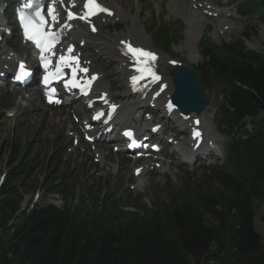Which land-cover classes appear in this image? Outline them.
I'll return each instance as SVG.
<instances>
[{"label": "trees", "instance_id": "obj_1", "mask_svg": "<svg viewBox=\"0 0 264 264\" xmlns=\"http://www.w3.org/2000/svg\"><path fill=\"white\" fill-rule=\"evenodd\" d=\"M247 4L258 12L264 6ZM236 58L228 67L235 80L229 102L233 114L240 118L264 112V60L242 54ZM257 136L254 141L264 174V126ZM24 172L22 164L15 177L21 179ZM217 181L221 191L216 194L195 192L197 197L190 201L175 203L140 221L133 217L116 227L51 206L17 217L14 198L18 202L20 198L6 180L0 193L4 238L0 264H208L212 260L264 264V247L253 227L251 196L227 177ZM13 219L17 225L12 230L7 226Z\"/></svg>", "mask_w": 264, "mask_h": 264}, {"label": "rangeland", "instance_id": "obj_2", "mask_svg": "<svg viewBox=\"0 0 264 264\" xmlns=\"http://www.w3.org/2000/svg\"><path fill=\"white\" fill-rule=\"evenodd\" d=\"M119 3H124L127 5V8L129 7L130 0H118ZM117 1V2H118ZM145 4V5H144ZM147 4L145 2L141 3V9H138V13L141 11L142 16H149L150 9L149 6H146ZM122 7V6H120ZM255 29V32H251L249 36L251 39L247 42L245 41L244 46L250 45L249 43H253L252 45L255 46V52L257 54H261L264 57V24L259 19H251L248 28L247 29ZM153 33H155L153 46L151 47L153 50H155L157 53H161V50L159 46H161L164 42V35H158L156 34V29H151ZM182 29H179L177 26H172L171 28H165L163 30L164 33L175 35L176 32L181 31ZM124 29L120 27L119 33L123 32ZM246 31V29H244ZM252 31V30H251ZM103 32L108 33L110 35H113L112 31H109L106 28H103ZM124 34V33H121ZM182 33H180L181 36ZM186 35V33H185ZM109 36V35H106ZM242 34H235V39L242 37ZM110 37V36H109ZM108 38V37H107ZM97 40V37L95 38ZM186 39V38H185ZM95 40V41H96ZM85 43H89L86 42ZM92 52L89 50H85L86 55H90ZM196 57V56H194ZM186 60L192 64V62L188 58L187 52H186ZM196 61L199 62V58L196 57ZM194 61V60H193ZM197 65V64H196ZM100 69L104 70L106 73L105 77L106 79H110L111 77V71L107 70L106 65L101 64ZM116 70V69H115ZM166 78V77H165ZM167 79V78H166ZM39 119L38 124L41 125L38 129L39 130H50L51 126L49 125V122L44 123L46 119L42 116H39L38 114H34L31 116L32 121H35L36 119ZM41 118V119H40ZM23 126H19L15 128L12 132L7 130L6 128L0 130V193L4 188V185L6 183V180L11 184V186L15 187V191L17 192V195H19L18 198H20L19 202L17 200L14 201L18 204L14 205L15 209H17L16 216L19 217L23 215V217L27 216L28 213H31L35 211V209L38 206L43 205L44 203L49 202L50 200L54 198L60 199L61 197L55 196L54 194L49 195L45 190L47 189L48 185L50 183H56L57 181L62 178V169H64L65 164L61 163L59 170L54 169L55 162L52 160L56 157V154H54L52 157H50V160L47 161L49 158V152L44 151L43 145H36L34 143V135L32 131H26L22 128ZM41 134V133H40ZM16 146L17 155L23 156L21 159H16V156L13 155V149H9L10 145ZM38 152H44L43 157H39L37 154ZM29 160L31 164H33V161L36 159L39 160L40 164H35L33 166H26V168L31 167V169H34L29 172V176L25 173H21V178H24L25 180L20 183V179L15 177V173L19 171L20 165L26 161ZM24 160V161H23ZM57 164V163H56ZM40 167L41 172H38L37 167ZM208 166H211L209 163H206L203 165V168L205 169H196L192 175V178H182L177 174L173 178V180L165 181L162 178H160L161 184L156 185L154 182L147 184V186L143 189V194H136L132 193L131 197L128 198H122L121 205L123 206V212L126 214L130 213H138L143 214L144 212H139L136 209H140L143 211V209L147 211H153L156 207L164 209V207H168L169 204L167 200L171 197L173 199V202L179 203L175 200H181V199H190L191 197L196 198L195 191L197 193L201 194L202 196H208L210 193H218L221 191V186L217 182L216 178L214 177V174L212 169H208ZM207 167V168H206ZM192 170V169H189ZM71 173L72 179H74L76 176L73 172L68 171L66 174ZM169 174H172L170 171ZM28 176V178H27ZM58 179V180H57ZM149 181V180H148ZM205 181V182H204ZM71 182V181H70ZM76 181H73V184L67 183L65 185V188H62L61 185L58 186V189H66V191H71L72 186H74V183ZM121 189L118 191L117 187L115 189H112L110 191H107L103 195H99L98 193L91 198V203H93L94 206L100 207L101 202L104 200V198H108L109 201L117 199V197L121 194L127 192L128 190ZM114 191H118L119 193L113 194ZM130 193V191L128 192ZM102 199V201H101ZM134 207V208H133ZM89 208H87L88 210ZM251 211L254 213V219H253V227L255 232L258 234V236L261 239V244L264 247V204H261V202H252V208ZM129 216V215H126ZM126 220V219H124ZM123 220V221H124ZM208 222L214 223V221L211 218H207ZM216 224V222H215ZM17 225V221L15 219L8 222V227L12 226L11 229L13 230V227ZM4 238L2 236V233L0 232V252L3 256V247L2 242ZM7 258H11V255L8 254ZM2 260L1 254H0V261ZM208 264H217L215 261H210Z\"/></svg>", "mask_w": 264, "mask_h": 264}, {"label": "snow or ice", "instance_id": "obj_3", "mask_svg": "<svg viewBox=\"0 0 264 264\" xmlns=\"http://www.w3.org/2000/svg\"><path fill=\"white\" fill-rule=\"evenodd\" d=\"M24 7L26 8H31L32 4L29 0V3L25 4ZM84 8L86 9V12L83 15H80L78 18L82 19V20H87V17L90 15L95 14L97 11L100 12H104L106 11L105 8H103L102 6H100L96 0H86V2L84 3ZM48 16L51 18L53 23L58 22L57 21V16L55 14V9L52 7L48 8ZM110 14V13H109ZM35 16V21L33 20H28L27 23H25V17L23 15V13L19 14V18L21 21L22 26L24 27V34H25V38L29 39V40H33L37 47H40L42 51H44L47 47H51L50 44H47L46 41L49 40H54L55 37L51 34V32L45 33L44 31V24H45V20L44 18L41 16V13L39 11L35 12L34 14ZM68 19L71 20L74 17L73 13L71 11H69L67 13ZM38 22V23H37ZM93 31H95V29H93ZM42 45H44V47H42ZM128 47V51L133 55V57H146L148 60H152L154 61L156 59V57L148 52H145L141 49L138 48H133L130 45L127 46ZM69 52L72 51L71 48L68 49ZM127 54V53H126ZM43 60V57H42ZM73 62H75L74 58H73ZM68 61L65 59V57H61L60 58V63L57 64L56 66V71L54 73V75L56 76H60L61 75V70L62 67H67L68 66ZM23 65H20V69H21V73L20 75H26V73L23 72ZM45 67H47V63H45ZM77 69L74 68L73 72H75ZM80 71L83 72H87V69H79ZM137 71H144L142 69H137ZM149 73L153 76V79L158 80L159 77L155 76L154 73L150 72V69H148ZM20 75L17 76V78H20ZM142 77H133V83H135L138 79H140ZM48 76H45L44 80H45V84L48 83ZM92 79H95V77H92ZM69 84L72 87H77L78 85L75 83V78H73V80L69 81L68 84L65 85V87H68ZM161 91H163V89H161ZM49 102H53L51 97H49ZM57 103L59 101H56ZM169 108H171V105H169ZM98 118V117H96ZM125 135L131 136V133H125ZM194 137H198L200 135L199 132H194Z\"/></svg>", "mask_w": 264, "mask_h": 264}, {"label": "bare ground", "instance_id": "obj_4", "mask_svg": "<svg viewBox=\"0 0 264 264\" xmlns=\"http://www.w3.org/2000/svg\"><path fill=\"white\" fill-rule=\"evenodd\" d=\"M114 10L117 12V18H123V11H122L123 7L119 6V9L115 8ZM222 15H226V12H222ZM197 26L198 25H196L193 22L191 27H190V29L187 30L188 32H190V36L188 37V34L186 33L185 38L186 37H188V38H186L187 40H186V43H185V46H184V49L187 52L188 58H190L189 60L192 62V64H195V65L198 63V61L195 60L196 57H194V56H196V55H195V51L193 49V44L192 43H195L198 40V37H201V35H202L198 31V27ZM194 32L197 33V35L193 38L192 34ZM120 38L121 39H119L118 41L116 40V43H114V36L113 37L112 36L109 37V36L104 35V36H101L100 38L97 37V40L95 39L96 41L93 40V42H91V43H86V46L89 47L90 49H92L93 51L97 52V53H101V56L108 55V56H110L112 58H117V53H118L117 46H118V42L119 41H121V40L124 41V39H126V40H131L133 43H136L138 45H143L144 44L142 36L136 31V28L134 26H132L131 30L128 31L126 34L120 35ZM83 39L87 40L86 35L81 33V35L78 36V41L79 40H83ZM254 47H255L254 45L251 46V48H254ZM4 58H6V56H4ZM4 65H7V64H4ZM117 69H118L119 73H121V74L124 73V68L122 67V62L119 61V65H117L116 70ZM161 70L165 71V67H163L162 65H161ZM164 81H166V78H164ZM100 87L105 88V89L107 88V86L104 85L103 83H100L99 88ZM167 94H168V91L166 90L162 94V96L163 95H167ZM136 102L137 101L133 100V102L131 104H135ZM131 109H132V106L130 104H126V103L124 104V110L125 111H129ZM201 118L204 119V120L207 119L206 114L205 113L202 114ZM133 119L134 118L131 117L130 119H127V121H131ZM175 120H176V122L178 124H182L181 121H180V116L178 114H175ZM44 123H47V120ZM211 134H214V133H211ZM167 139H170V137H168ZM215 140L217 141L218 144H220V140L218 138H216ZM157 163H159V162H157ZM161 167L163 169L164 168V164H162ZM139 181H141V179Z\"/></svg>", "mask_w": 264, "mask_h": 264}, {"label": "water", "instance_id": "obj_5", "mask_svg": "<svg viewBox=\"0 0 264 264\" xmlns=\"http://www.w3.org/2000/svg\"><path fill=\"white\" fill-rule=\"evenodd\" d=\"M193 88H194V86H193ZM180 94V93H179ZM192 95V102H194V109H196L200 104H201V101H200V99H199V96L198 95H196V94H191ZM182 98V97H181ZM183 99H184V97H183ZM179 100V99H178ZM175 103L176 104H178L179 102L177 101H175ZM187 112V111H186Z\"/></svg>", "mask_w": 264, "mask_h": 264}]
</instances>
